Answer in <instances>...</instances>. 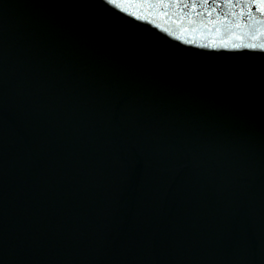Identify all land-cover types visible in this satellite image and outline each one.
<instances>
[{
	"label": "water",
	"instance_id": "water-1",
	"mask_svg": "<svg viewBox=\"0 0 264 264\" xmlns=\"http://www.w3.org/2000/svg\"><path fill=\"white\" fill-rule=\"evenodd\" d=\"M0 264H264V0H0Z\"/></svg>",
	"mask_w": 264,
	"mask_h": 264
}]
</instances>
